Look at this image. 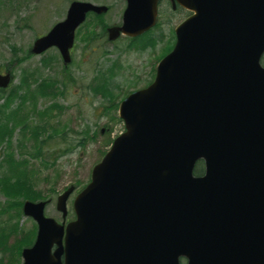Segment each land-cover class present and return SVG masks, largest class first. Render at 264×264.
<instances>
[{
	"label": "water",
	"instance_id": "1",
	"mask_svg": "<svg viewBox=\"0 0 264 264\" xmlns=\"http://www.w3.org/2000/svg\"><path fill=\"white\" fill-rule=\"evenodd\" d=\"M126 1L110 41L157 24L159 0ZM172 1L193 13L155 80L120 104L125 132L76 197L77 219L65 226L46 201L25 202L39 231L24 264H264V0ZM91 11L108 7L72 2L32 52L56 46L70 63ZM73 191L57 201L64 220Z\"/></svg>",
	"mask_w": 264,
	"mask_h": 264
},
{
	"label": "rangeland",
	"instance_id": "2",
	"mask_svg": "<svg viewBox=\"0 0 264 264\" xmlns=\"http://www.w3.org/2000/svg\"><path fill=\"white\" fill-rule=\"evenodd\" d=\"M72 1L78 0H0V68L13 76L10 87L0 89V105L15 95L12 108L19 106L29 120L28 127L17 125L11 138L0 144V264H22L17 247L23 237L36 232L34 219L22 212L25 201L50 199L45 214L62 222L57 198L74 185L67 220L75 219L77 189L91 181L94 166L125 130L119 117L120 102L155 78L160 58L174 44V28L188 16L165 1L152 32L134 42L122 36L110 43L104 28L122 24L126 1L90 0L108 6L109 11L99 17L91 14L77 31L73 60L66 69L56 48L36 56L30 50L36 38L66 17ZM48 80L54 82L52 91L42 87ZM40 122L48 128L52 125L54 131L42 137L53 135L45 153L38 150L36 139L24 132L33 127L31 123ZM12 152L15 159L30 163L21 170L37 192L35 198L4 193V182L19 177L3 160Z\"/></svg>",
	"mask_w": 264,
	"mask_h": 264
},
{
	"label": "trees",
	"instance_id": "3",
	"mask_svg": "<svg viewBox=\"0 0 264 264\" xmlns=\"http://www.w3.org/2000/svg\"><path fill=\"white\" fill-rule=\"evenodd\" d=\"M43 89L46 90H54V82L53 80H48L42 85ZM15 95H12L10 98L5 100L3 105H0V144L5 142L6 140H9L11 138V135L13 134L14 130L16 129L17 125H22L24 127H28L27 118L25 114L21 113V108L17 106L16 108L13 107V102ZM32 128H25L26 133H30L35 139L36 144L39 147V151H42V153H45V146L47 142L53 137L52 133L54 132L51 128H53L52 125H50V128L47 127V125L42 124L40 122L39 124H33ZM52 132L51 135H47V137L42 138L43 135H46L50 131ZM48 152V151H47ZM3 160L9 163L11 166V171H13V174L16 176H19L18 179H15L14 182H16L14 185L12 181L8 180L5 181L3 184L4 187V193L9 196H18L23 195L26 198H35L38 196L37 192L32 190L31 186L27 183L28 181L24 178V172H22L21 167H29L30 163L27 162L25 159L23 161H19L15 159V154L12 152L11 154L4 155ZM204 172V164L203 162H199L195 169V174H202ZM27 181V182H26ZM41 196V195H40ZM36 233V232H35ZM35 233L33 236L27 238L23 237L22 241H20L19 246L17 247L20 253L24 246H30L33 244L35 239Z\"/></svg>",
	"mask_w": 264,
	"mask_h": 264
},
{
	"label": "flooded vegetation",
	"instance_id": "4",
	"mask_svg": "<svg viewBox=\"0 0 264 264\" xmlns=\"http://www.w3.org/2000/svg\"><path fill=\"white\" fill-rule=\"evenodd\" d=\"M165 1L168 2V3L170 4V7H171V8H173V2H172V0H160V4H159V6L161 5V3L165 2ZM175 7H176V8H173V10H175V11H178V10L180 9L181 11H186V12H188V11L185 10L184 8L178 6V4H176ZM189 15H190V13L188 12V16H189ZM174 30H175V29H174ZM175 31H176V30H175ZM173 41H174V44H173V46H172L171 49H173V48L175 47L176 43H177V41H176V33H175V36H174ZM261 59H262V64L264 65V54H263V56H262ZM67 67H68V66H67ZM67 67H65V68L67 69Z\"/></svg>",
	"mask_w": 264,
	"mask_h": 264
}]
</instances>
